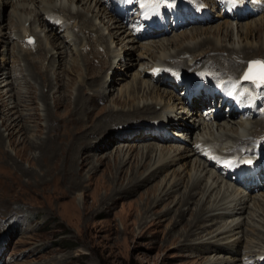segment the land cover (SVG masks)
<instances>
[{
	"label": "bare ground",
	"instance_id": "obj_1",
	"mask_svg": "<svg viewBox=\"0 0 264 264\" xmlns=\"http://www.w3.org/2000/svg\"><path fill=\"white\" fill-rule=\"evenodd\" d=\"M205 2L207 4H213V0H205ZM7 6H11L12 9L8 16H4L5 8ZM50 16L59 17L62 19L63 23L61 25L49 23L48 19ZM212 18L213 15L211 19ZM7 20L11 22V26L15 25L19 28L20 32L17 33V39L16 36L13 35L18 44L20 39H22V35L26 34L27 31L37 37L38 49L40 50L38 52L40 55H34L32 50H26L21 44L17 45L16 43H13V47H9L11 46L10 43L4 39L6 36L5 28L7 26ZM208 21L210 20H206V22ZM262 23L264 26V22ZM38 24L41 25L40 28L36 27ZM233 24L234 23L232 22L220 23L215 27L209 26V29L203 28L204 26H191L196 24L194 22H188L187 26H191V28L188 29L190 31H183L185 33L179 37H168V33L166 32L163 34L164 37L162 38H157L155 40L147 39L144 41L140 40L138 37L132 36L125 24L117 17H110L108 10L103 6L100 0H0V47L5 46L4 51H7L8 54L12 56H16L18 58L16 60L19 62V65L16 64L17 66L12 68L13 70L10 72L12 74L9 73L10 70L6 71L0 66V77H2L3 80L8 77L12 78L7 84V86L9 85L10 90L13 89V87L17 88L21 85L20 83V85L17 86L16 81L23 82V84L28 87V90L30 87L32 88L33 85H36L35 88L39 90L37 98L41 99L46 105L47 111H50L48 92L51 90L53 91L54 89L55 92H60L59 90H62V93L60 92L61 94L59 93L60 95L55 99V103L56 106L70 107L68 111L69 121L76 120L79 123H82L83 120L86 119L90 122L94 117V109L92 110L89 108L90 105H88L89 102L92 101V96H94V99L98 97V99L103 100L105 104L106 101H111L113 103L114 98H110L112 94L111 91L112 87L115 89L114 84L116 85L118 83L119 77L116 78L118 74L115 72L112 82H108V69H114L115 67L113 59H111L113 54L119 56L121 53L120 51H123V49H125L123 52H126L131 60V64L128 66L126 65V68L123 69L125 72L130 68V65L138 67L139 64L140 68L149 65L150 63H144L143 61L147 57H150V59H152V65L166 63L170 65V67L168 66L170 70H176L179 72H187L190 69L200 71V67L205 65L225 73L237 74L243 68L246 60L255 57L251 56V51L256 53L264 50V40L259 39L260 44L257 46L250 44L252 40L249 39V37L251 38L253 32L259 31V29L262 28L261 25L244 26L242 23H237L236 25ZM104 26H107L106 30L108 32H106V27ZM62 27H64L63 31L65 32L72 30V33H68L72 37H69L65 33V35L62 36L57 33ZM76 27H79L80 31L78 30L75 32ZM43 31L46 32L44 37L41 36V32ZM62 37H64V40ZM196 37H200V39H197L194 42L185 43V39L191 38L194 40ZM45 38H47L45 42L46 45L43 43V39ZM67 39H69L68 42L71 41L74 46L78 44V47L73 48L70 44H67ZM113 44H115V48L112 46ZM98 45L104 47V53L107 54L108 59L104 58V53L96 48ZM117 45H119L120 50L118 49L119 51L117 50V53H119L115 54L114 50ZM137 48H144L146 51L142 52H145L146 54L140 53L138 57H135L134 49L136 50ZM83 49L86 52L85 54L83 53ZM154 49H158L160 55L154 53ZM69 57L71 59L66 61V58ZM39 58L42 60L40 61ZM57 58L62 60L61 63L55 67L53 66V59L56 60ZM94 59H97V64L93 63ZM81 60H88L90 62L89 66L85 61L81 63ZM199 64H201V66L197 67ZM35 66L39 67L38 73H35ZM255 66L256 65H250L249 69H254ZM91 69L98 70L100 73H94ZM117 69L120 70L121 68L119 67ZM25 70H27V73H24L26 72ZM60 70L63 71V76L60 75ZM205 70L209 73L206 68ZM66 72H68V74H66ZM90 72H93V75L95 76H89ZM125 72H120V78L123 80L127 75ZM43 73L48 74L47 80H45L46 78ZM69 73L70 75L73 73L76 74L77 80L75 82L79 81L77 86L74 87L73 84L75 82H73L74 80ZM145 73H147L145 68L140 69V71L137 70V73L133 74L131 82L124 84L123 88L125 89H120V92L116 97V100H123L125 98L131 99L133 104H128L119 108L108 107L109 109L104 110L103 114L101 113V118H94L92 124L86 126V128L90 127V129H87L88 135H86L83 140L82 138H78L72 139L68 142L67 145H69L68 147L70 148V151L68 150V152H65L62 150L63 154L68 153L65 155L67 161L70 159V161L74 160L75 164L77 163L76 165L71 164L69 171L76 173V171L80 169V164L81 167L86 166V164L89 163L87 158H91L94 161L92 168H90L92 173L96 172V166L99 162L104 164L108 163V165H105L107 167L114 163L115 169L112 168V165L109 168L111 171H115L111 179L112 183L105 184L104 188H108L109 184L112 185L116 183L115 187L118 184L120 185V183L121 185L111 192L106 191L103 196L99 198V205L105 204L110 206L112 203L109 201L113 200L115 195L126 193L132 188H141L151 180L154 181V177L157 174L168 171L171 166L177 163L176 160L179 158H192V171L189 180L188 182L186 181L187 184L175 204L176 208L173 210L174 212H172L173 214L171 218L174 219L175 224H179L178 222H181V218H183L185 212L183 205L194 203V207L188 208L191 210V216L186 225L187 230L185 235L186 237H195L191 240L185 238L186 241H193L194 243L202 245L207 242L215 241L218 245L215 250H224L240 254L242 250L234 249L233 247L235 244L230 246L229 243L231 240H229V238L236 235L234 232L236 228H241L242 223L238 221V219L245 212H250L249 209L252 207H250L249 199L257 197L253 196V191L255 188L260 187L257 185L249 187L248 182L250 180H248V175L255 176V173L260 167V162H264V147L259 148L258 156L253 155L251 152L252 143L250 142V137H257L258 142L262 140V134L264 133V118L238 120L237 118H234V114H238L237 109L231 110L229 113L230 116L228 117H224V113H217L216 115L208 117L207 113L206 119V117H203L200 114L199 124L203 125V130L201 131L198 129L199 127L195 126V124H192V127L191 123H189V121L191 122L190 117L197 116V114L200 113V109L190 105L185 106V99L183 97H180L177 93L167 89L169 86H172L171 88L175 91L174 83L172 84L168 81L161 83L154 82L153 80L148 79L149 77H143ZM28 76H30L29 80ZM237 76L240 77V74H237ZM109 89L110 91H108ZM178 89L180 91L183 88L178 86ZM87 92H89V94ZM124 92L126 95H124ZM90 93H92V96ZM72 94H74L73 99L71 98ZM1 95L2 94L0 93V96ZM25 95L26 94H23L21 101H27L30 99ZM0 100L3 101L4 99ZM241 103L242 101L238 104ZM2 105L8 107L7 101L4 100ZM16 106L17 104H14V107ZM209 107L213 106L210 105ZM177 112H183V114L188 113L189 116L190 114L192 115L188 117V121L184 122L183 119L187 118V116L183 115L184 117H181ZM3 114L5 119L10 120L8 118L10 114L9 111ZM173 117L176 118V121L173 120ZM223 117L225 120L222 121L221 118ZM19 118L20 116L11 117L13 122L20 121ZM146 119L151 120L153 123ZM208 119L211 121H208ZM155 122L157 123L155 124ZM169 127L181 128L180 130H177L179 132H173L174 134L171 132L175 137L183 136L184 133L187 134L191 131L193 137L196 129L201 131L198 134L200 137L195 136V138H191L192 143H189V146L186 144L188 147L185 148V146H182L185 149L182 147L180 148L179 146L172 149L167 145L156 143L171 140L166 134L160 132V130L168 129ZM59 128L61 129V127ZM111 128L112 132L110 137H108L107 134ZM207 131L209 135L204 133ZM116 132H118L119 136H115ZM124 135L126 136L123 137ZM105 139H109V141H106ZM135 139L144 141V144H141L140 146L127 145L126 149L124 144H122V147L115 149L119 152L118 155L114 156L113 161L109 160V157L104 159L101 158L100 160H98V158L95 159L96 156H98L96 151L110 147V142L114 143L117 140L134 141ZM195 142H202L200 144L202 149L205 148V146L202 145H207L208 147L213 148L218 154H222V152L225 151L231 152L236 145L245 143L243 149L247 151V154H244L243 157L245 159L246 167L239 173V178L236 183H240L246 187L243 189L246 192H243L242 190V192L238 191L234 186L232 187L225 182L226 179L228 181L233 180L230 175L222 174L221 176L217 172L212 171V169H209V165H213V169H218L219 171V168L212 163V160L203 161L204 159L202 160L200 158L193 160L194 157L200 154L194 146ZM61 143L63 142L60 140L58 144L62 145ZM59 145L57 147H60ZM138 147H140V151L135 150ZM133 151L136 153L132 154ZM212 151L213 150L208 149L207 152L211 155ZM173 152H175L174 155H172ZM201 155H206L207 159H209L206 153L201 152ZM224 156L225 158L223 160H226L228 158L227 154ZM213 158L218 159L220 157L214 155ZM248 161L251 163H248ZM127 164H129L131 168L130 173L125 174V170L128 171V169L124 170V166ZM92 173L86 179L88 185L93 183ZM79 176L71 186L72 190L77 188V186L80 188L83 185L82 183H85L82 178L79 179ZM160 180L161 184L159 185V188H156L158 184L151 185L147 188L148 192H150V189H156V191L152 200H150L147 203V206L141 210L142 213L146 214L145 216L151 212V204H155L154 207H156L158 202H162L173 196V194H175L174 192L179 189L181 184H183L177 176L167 178V175H165L162 176ZM256 180L260 181L261 185L264 184V170L263 173L257 176ZM198 189H200V191L197 192ZM81 195H83L84 201L85 198L89 196L86 192H81ZM110 196H112V198ZM254 205H256V202ZM73 209L75 210L76 207L74 206ZM226 210L231 212H215ZM169 211L170 209L168 208V212ZM238 214L240 216H235ZM224 217H232V221L225 224L221 223V225L213 231L209 230L210 228H213V225H217L218 222H221L219 221V218ZM244 219L246 224L250 225L251 223L253 224V227L256 228L260 225L259 223H263L260 211L259 213L253 212L251 216L246 214ZM260 231H262V229H260ZM221 240H227V244L218 243ZM255 246H260L262 249L258 251L256 250L257 252L255 249L242 252V255H248L249 253L252 254V252H254V254L251 255V258L246 261H244L243 258L240 259L241 261H244V264L250 259H253V262L257 264L264 263V245L258 243L255 244ZM206 250L211 251L214 249L205 248L204 251ZM258 258L260 259L258 260ZM207 259H205V264H224L238 260L237 258L218 260V258L211 259V257Z\"/></svg>",
	"mask_w": 264,
	"mask_h": 264
},
{
	"label": "rangeland",
	"instance_id": "obj_2",
	"mask_svg": "<svg viewBox=\"0 0 264 264\" xmlns=\"http://www.w3.org/2000/svg\"><path fill=\"white\" fill-rule=\"evenodd\" d=\"M11 9V6H7L5 8L4 16H8ZM215 13L218 15L216 14L217 19L214 21L203 25L196 24L191 26H204L203 28L210 29V27H215L218 24L225 22H232L234 23L233 25L242 23L244 26L261 25L262 28L257 32H253L251 38L249 37V39L252 40L250 44L257 46L260 44L259 39L264 40V26L262 25V22H264L263 14L234 22L227 18H221L222 15L218 12ZM214 18L215 17L212 19ZM10 23V21H6V36L4 37V39L10 43L11 46L9 47H13V43H16L17 45L21 44V46H23L26 50H31L21 40L18 44L17 40L14 39L13 35L17 36V33L20 31L15 25L11 26ZM191 26L169 32L168 37H179L185 33L183 31L188 30ZM36 27L40 28L41 25L38 24ZM104 27H106V30L107 26ZM76 28L77 30H75V32L78 30L80 31L79 27ZM106 32L108 31L106 30ZM45 33L46 32L44 31L41 32V36L44 37ZM64 33L69 37H72L68 34L72 33V30L69 32L64 31L61 36L65 35ZM29 34L32 33L27 31L26 34L22 35V38L28 36ZM162 37L164 36L159 38ZM62 39L64 40V37H62ZM155 39L157 38L150 40ZM197 39H200V37H196L194 40L188 38L185 39V43L194 42ZM46 40L47 38L43 39V43H45ZM68 40L69 39L66 41L68 42ZM69 42L67 44H70L73 48L78 47V44L74 46L71 41ZM98 46L96 48L98 50L100 49V51L104 53V47L99 46V48ZM112 46L115 48V44ZM2 47L3 46L0 47V66H2L6 71L10 70V73L13 70V67L15 68L19 65V62L16 60L18 58L8 54L7 51H4L5 46L3 48ZM118 49L119 45H117L114 50L115 54L119 53H117ZM124 50L125 49H123V51ZM154 50V53H158L160 55L158 49ZM38 51L40 50L38 49L36 37V51H33L32 53L34 55H40ZM123 51H120L121 53L119 56L113 54L111 59H113V63L116 68L114 67V69H108V82H112L115 72L118 74L116 78L119 77L118 83L116 85L114 84L115 89L112 87V94L110 93V98H114L113 103L111 101H106V104L105 102L101 103L98 97L94 99V96H92L93 92L90 93L92 101L89 102L88 105H90L89 108L95 110H93L94 117L90 122L86 119L83 120L82 123H79L76 120L69 121L68 111L70 107L56 106L55 103V99H57V97L62 93V90H59L61 93L55 92V89L48 92L50 111H47L46 105L41 99L37 98L39 90L35 88L36 85H33L32 88L30 87L28 90V87H26L23 82L16 81L17 86L20 85V83L21 85L17 88L13 87L15 90H10V87L9 85L7 86V84L12 80V78L8 77L3 80V78L0 77V93L2 94L0 99L7 101L8 105V107H4L2 105L4 100H0V241H3V244L0 242V251H2V254H0V264H205V259L210 257L211 259L218 258V260L225 258H237L238 260L224 264H242L240 259L243 258L244 261H246L251 258L252 254H254V252H252V254L249 253L248 255H242L243 251L246 252L250 249L258 251L262 249L260 246H255V244L260 243V245H264V185L253 191V196L257 197L249 199L250 207H252L249 209L250 212H245L241 217H239L238 221L242 223L241 228H236L234 231L236 235L229 238V240H231L229 243L230 246L235 244L234 247L232 246L234 249L242 250L240 254H236V252L215 250L218 246L215 241L204 243V246L202 244L194 243L193 241H186L185 238H187V240H191L195 237H186L185 235L187 230L186 225L191 216V210L188 208L194 207V203L183 205L185 212L183 218H181V222H178L179 224H175L174 219L171 218L173 214L172 212H174L173 210L176 208L175 204L189 180L192 171V158H179L176 160L177 163L170 167L171 169L169 168L168 171L157 174L154 177V181L151 180L141 188H132V191L130 190L126 193L115 195L114 199L109 201L112 203L110 206L105 204L99 205V198L102 197L106 191L111 192L121 185L120 183V185L118 184L115 187L116 183L112 185L109 184L108 188H104L105 184L112 183L111 179L115 171H111L109 168L111 165L112 168H114V163L107 167L105 165H108V163L104 164L99 162L96 166V172L92 173L90 168H92L94 161L91 158H87L89 163L86 164V166L81 167L80 164V169L77 170L76 173L69 171L71 164L76 165L77 163L75 164V161H70V159L67 161L65 155L68 153L63 154V151H70V148L68 147L69 145H67L68 142L72 139L78 138H82L83 140L84 137L88 135L87 129H90V127L86 128V126L92 124L94 118H101L104 110L112 107L119 108L128 104H133L131 99L125 98L123 100H116V97L120 92L119 90L124 87V84L131 82L132 76L137 73V70L140 71V69L145 68L148 74L145 73L143 77H149L148 79L152 80V77L147 70L152 67V59H150V57L144 59V63H150L147 66H142L140 68L139 64L138 67L130 65V68L125 72L123 69L126 68V65L128 66L131 64V60L130 57L127 56L128 54ZM134 51L136 55L135 57H138L140 53L146 54L145 52H142L146 51L144 48H137L136 50L134 49ZM83 53H86L84 49ZM253 53L254 51H251V56L259 57L264 55V50L254 54ZM116 57H119L120 59L116 60ZM104 58L108 59V56L105 53ZM70 59V57L66 58V61ZM39 60L41 61L42 59L39 58ZM61 60L62 59L59 58L56 60L53 59V66H58L61 63ZM83 61H85L89 66L90 62L88 60H81L80 62L83 63ZM93 63L97 64V59H94ZM165 65L170 67L169 64L165 63ZM119 67L121 68L120 70L117 69ZM38 69L39 67L35 66V73L39 72ZM121 70L127 73L124 80L120 78V72H122ZM25 71L26 72L24 73H27V70ZM92 71H94V73H100L98 70ZM60 72V75L63 76V71L60 70ZM66 74H68V72H66ZM43 75L46 78L45 80H47L48 74L43 73ZM91 75H93V72L89 73V76ZM70 76L74 80L73 82L77 80L75 73ZM29 79L30 76H28V80ZM78 84L79 81L75 82L73 85L75 87ZM171 87L172 86H169L167 89L179 95L178 87L175 91ZM124 89L125 88H123V90ZM108 91H110V89ZM87 93L89 94V92ZM23 94H26L30 99L27 101H21ZM124 95H126L125 92ZM73 97L74 94L71 95L72 99ZM14 104H17V106L14 107ZM8 111L10 113L8 116L10 120L5 119L3 114ZM177 113L181 117H184L183 115L187 116V118L183 119L184 122L188 121V117L192 115L190 114L189 116L188 113L183 114V112ZM13 116H20V121L13 122L11 119ZM199 116L200 113L197 114V116L195 115V117H190L191 122L189 121V123L194 125L195 120L193 119L197 118L198 120H196V122L198 124H195V126L199 127ZM228 116H230V114ZM237 119L239 120L241 118ZM146 120L151 121L148 119ZM221 120L223 121L225 118L223 117ZM151 123L153 122L151 121ZM156 123L157 122H155V124ZM200 126L201 127L198 129L202 131L203 125ZM59 127L64 129L61 130ZM112 128L108 131V137L111 135ZM172 129L173 128L170 127L168 128L169 131ZM198 129H196L198 131L197 134L201 132ZM204 133L209 135L208 131ZM195 134L196 131H194V135L192 137V131L190 132L189 140H191V142L187 141L184 145L185 148L189 146V143H192L191 138H195ZM116 135L119 136L118 132L115 133V136ZM171 138L172 137L169 139ZM60 140L63 142L61 143L62 145L58 144ZM105 140L109 141V139ZM135 140H117L114 143L110 142V147H104L105 149L96 151L98 156H96L95 159L98 158V160H100L101 158L104 159L109 157L108 159L113 161L114 156L118 155L119 152L115 149L122 147V144H124L125 149L127 145L140 146L141 144H144V141ZM156 143L160 145H167L172 149H175L178 146L180 148L182 147L181 144H177L173 141V138L166 142ZM196 143L197 142H195V145ZM58 145L60 147H57ZM135 150L140 151V147ZM135 153L136 152L133 151L132 154ZM174 154L175 152H173L172 155ZM196 158H200L202 160L204 159L203 161L208 160L206 155L200 156L199 154L194 157L193 160ZM211 166L213 167V165ZM124 167V170L128 169V171L125 170V174L130 173L131 167L129 164ZM209 169L211 168L209 167ZM212 171L217 172L222 176L218 169H214ZM91 173L93 183L88 185L86 183V179ZM165 175H167V178L177 176L183 184H181L179 189L174 192L175 194H173V196L162 202H158L156 207H154L155 204H151V212L145 216L146 214L142 213L141 210L147 206V203L150 200H152L156 191V189H150V192H148L147 188L154 184H158L156 188H159V185L161 184L160 179ZM78 176L79 179L82 178L85 183L83 182V185L80 188L77 186V188L72 190L71 186L74 181L77 180ZM225 182L230 184L232 187L234 186V188L238 191L242 190L243 192H246L242 188L235 186L234 183L228 181L227 179ZM198 191H200V189H198L197 192ZM81 192L89 194V196L85 198V201L83 200ZM110 197L112 198V196ZM255 202L256 205H254ZM74 206L76 207L75 210L73 209ZM168 208L170 209V213L168 212ZM259 211L262 215L263 223H259L260 225L257 226L258 228L253 227V224L250 222V225L245 223L244 218L246 214L251 216L253 212L259 213ZM215 212L228 213L231 211L226 210ZM235 216L240 215L238 214ZM219 221L221 222H218L217 225H213V228H210L209 230H215L219 225H221V223H230L232 221V217L219 218ZM259 228L262 229V231H260ZM218 243L227 244V240H221ZM3 246L5 247L4 250ZM205 248H212L214 250L204 251Z\"/></svg>",
	"mask_w": 264,
	"mask_h": 264
},
{
	"label": "snow or ice",
	"instance_id": "obj_3",
	"mask_svg": "<svg viewBox=\"0 0 264 264\" xmlns=\"http://www.w3.org/2000/svg\"><path fill=\"white\" fill-rule=\"evenodd\" d=\"M252 65L258 66L256 69L250 68L248 73L245 74V80H256L259 79L262 83H264V61H253L250 62ZM248 163H251L248 161Z\"/></svg>",
	"mask_w": 264,
	"mask_h": 264
}]
</instances>
